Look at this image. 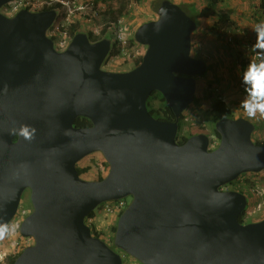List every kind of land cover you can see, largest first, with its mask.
<instances>
[{"label":"water","instance_id":"95a60500","mask_svg":"<svg viewBox=\"0 0 264 264\" xmlns=\"http://www.w3.org/2000/svg\"><path fill=\"white\" fill-rule=\"evenodd\" d=\"M11 0H0V8ZM157 18L140 24L141 62L124 71L102 64L111 39L75 34L58 52L47 30L55 9L0 11V229L14 219L23 193L33 205L20 234L32 237L14 264H264V218L242 223L246 194L221 186L264 170V145L246 117L216 122L219 145L196 133L179 143L181 114L195 100L208 64L192 53L197 21L162 0ZM163 94L175 120L148 107ZM87 117L88 127L75 120ZM27 126L31 139L21 134ZM17 137V138H16ZM100 151L110 165L84 179L77 163ZM132 197L117 221L114 247L93 233L87 216L100 204Z\"/></svg>","mask_w":264,"mask_h":264},{"label":"built area","instance_id":"2783aa9c","mask_svg":"<svg viewBox=\"0 0 264 264\" xmlns=\"http://www.w3.org/2000/svg\"><path fill=\"white\" fill-rule=\"evenodd\" d=\"M27 9L32 12L42 11L46 9H55L57 15L53 23L47 30V36L53 41V46L56 51L63 52L71 44L74 36L78 32H85L89 35L91 41H98L103 37L111 39V49L106 56L102 68L109 71H121L122 65L126 63L136 64L141 60L146 52L145 45L139 43L135 39V29L131 22V14L125 12L121 16H111L109 9L103 0H11L4 4L0 11L7 17L15 16L19 11ZM226 44H228L232 50H235L237 45L234 36L229 33L225 38ZM247 46L250 59L259 62L260 50L254 47V42L250 41ZM242 87L245 86L243 77L241 82ZM222 98V96H218ZM210 147L215 148L219 145L220 140L216 137L210 136ZM251 173L249 175H243L237 179L235 183L225 184L220 187L222 191L238 190L247 191L250 196L254 198V202H257L258 209L264 217V195L263 189L260 185L261 176L260 173ZM252 175V176H251ZM128 197L109 200L102 203L101 212L106 217H112L113 223H116L122 212L128 207ZM31 212L26 207H19L18 211L13 219L17 227H20L23 219ZM251 215L246 213V219ZM95 218V217H94ZM94 218L87 220L89 225H94L96 231L102 232L103 229L96 227ZM261 218V217H260ZM110 228V226H109ZM113 233H110V229L104 232V236L110 243L114 239ZM11 236V247L14 251L10 254L7 251L0 252V264H9V256L20 252L27 245L33 242L22 243L15 241ZM30 238V237H28ZM27 239V238H26ZM114 241V240H113ZM123 257V264H136L135 258L128 253L121 251ZM130 257V262L125 260Z\"/></svg>","mask_w":264,"mask_h":264},{"label":"rangeland","instance_id":"374dc122","mask_svg":"<svg viewBox=\"0 0 264 264\" xmlns=\"http://www.w3.org/2000/svg\"><path fill=\"white\" fill-rule=\"evenodd\" d=\"M161 0H129V4H128V8H127V12L131 14V22L133 25V30L142 24L141 22L143 20H151V19H155L157 18L158 14L156 12V9L158 7V4ZM197 6L199 8H201L200 6H202V2L203 6H208L209 4V0H197L196 1ZM205 23L209 24L212 22V20L210 18H203ZM198 23H199V28L197 30L200 29L201 25V20L197 19ZM146 22V21H145ZM232 32L234 31L232 27H229ZM196 30V31H197ZM228 30V31H229ZM196 35L194 36V33L192 34V39H193V43H194V38H198L201 40H197L195 41L196 44H198L199 42L202 43V51L205 50V45H204V41L202 39H204L202 36H198L197 32ZM199 41V42H198ZM222 47V46H221ZM229 52L230 54H234L233 57H235L239 52L238 51H234V50H230L226 48H223L220 50V54H225ZM195 53H197V51L195 50ZM228 59L231 60V62L229 64H231L232 66L231 68V77L234 78L236 80L240 79V77L243 75V72H241L240 69V61L237 59V56L235 58L232 57H227ZM134 65L132 63H126L124 65L121 66V68H124L123 70H128L131 69ZM228 71L229 69L225 70L224 73ZM234 75V76H233ZM218 76L214 75V72H212V69H210V65H208V70L204 75L198 76L197 77V93H196V98L195 100L190 104L189 108H187L184 112V126L181 130V135L183 136H189L192 133H197V132H203V133H211V126H209L208 123V119H207V112L208 109L211 107V103L213 101L214 97H218V95H221V91L219 89H217V86L214 84L215 82L220 84V82H218V80L216 79ZM215 81L213 83V81ZM221 85V84H220ZM238 86L240 88V90H242V85L240 84V80L238 81ZM231 88V87H230ZM230 104H232L230 102ZM236 116V115H235ZM182 139V138H181ZM255 140H259V141H264V138H259L258 136H256L254 138ZM107 160L104 157V155L100 152V151H96L93 152L89 155H87L86 157H84L82 160H80L78 162V166L82 167V166H87L90 164L95 165L94 168H92L91 170L87 171V172H82L81 176L84 179L87 180H95L97 178L98 172H103L105 173L107 170V166L106 163ZM108 163V162H107ZM251 174V173H250ZM249 175V174H247ZM252 176V175H251ZM261 176V181H260V185L262 187V193L264 195V172L260 173ZM245 193L247 194V196L249 197V205H247V212L248 214L251 215L250 218H247L245 220V222H253V221H257V220H261L260 217L261 216V212L258 209V204L257 202H254V198L252 196H250V193L245 191ZM132 201V197H128V202L130 204V202ZM19 207H26L28 209H30L32 211L33 209V205L32 202L30 200V191L26 190L23 193L22 196V200L20 203ZM101 207L102 204H100L94 211H95V224L96 227H100V229H103V234L104 232L109 231V225H113L114 221L112 217H106L104 216V214H102L101 212ZM31 213V212H30ZM264 216V215H263ZM114 219L118 221L119 218H116V216H114ZM9 227V228H8ZM5 231H4V236L3 238H0V252L1 251H7L8 254L12 253L14 251V249L11 247V243H12V239L11 236H13L12 238L15 241H20L22 243H28V242H33V238H23V236L20 234L19 228L17 227V225L15 224L14 221L11 222V224H9ZM111 227V226H110ZM114 242V241H113ZM111 245H113V243H111ZM125 262H130V257H128ZM136 264H141L140 261L135 259Z\"/></svg>","mask_w":264,"mask_h":264},{"label":"crops","instance_id":"0c3cea01","mask_svg":"<svg viewBox=\"0 0 264 264\" xmlns=\"http://www.w3.org/2000/svg\"><path fill=\"white\" fill-rule=\"evenodd\" d=\"M176 3L187 5V8H193L197 6V0H172ZM201 1V0H200ZM209 4H212V9H214L219 15L226 13L228 17L234 21V25L227 23L222 26H216V23L220 20V17L211 16L209 17L212 22L207 24L204 19H201V27L196 32L198 36H202L204 39L205 50L202 51V43L196 44L195 41L201 40L195 37L194 44L195 49L200 54V58H203L210 69L214 72V75H217L216 78L220 84L213 81L217 86V89L221 91L223 99L227 102L229 107L233 110L235 117H246L255 124V130L253 132V138L258 136L259 138H264V118H262L259 113H257L255 118H250L243 108L240 107L241 101H243L248 92L246 90H240L238 86V80L232 78L231 76V62L227 57L235 58L237 56L240 64H243L244 68L241 67V72H247L249 65L245 67L246 62L249 61V51L247 46L249 42L257 43V33L254 31V28L257 24L264 22V13L262 11L263 0H209ZM202 2L201 8L204 7ZM198 7V6H197ZM206 7V6H205ZM232 27L235 34V39L237 40V49L239 53L235 56L229 52L225 54H220V50L223 48L230 49V46L226 45L223 40V34L227 28ZM196 33H194V36ZM222 46V47H221ZM260 49V48H259ZM203 55V56H202ZM264 60V49H260V60L258 64ZM229 69V72L225 70ZM234 76V75H233ZM231 87V88H230ZM216 97L213 98L214 102ZM230 102L232 104H230ZM212 104V103H211Z\"/></svg>","mask_w":264,"mask_h":264},{"label":"trees","instance_id":"16d2710c","mask_svg":"<svg viewBox=\"0 0 264 264\" xmlns=\"http://www.w3.org/2000/svg\"><path fill=\"white\" fill-rule=\"evenodd\" d=\"M103 1L107 5V7L109 9V14H111V16H116V17L123 15L126 12V10L128 8V4H129V0H103ZM161 2H162V0L159 2L158 7L160 6ZM180 5L196 21H197V19L201 20L203 18H209L211 16H216L218 18L220 17V20L216 23V26H222V25H224V23L225 24L230 23V25H234L235 24L234 21H232L228 17V15L226 13H223L222 15H219V13H217L214 9H212V7H213L212 4H208V6H206V7L204 6L202 8L194 6L193 8H190V9L186 7L187 5H183V4H180ZM158 7L156 9V12L158 10ZM261 8H262V11L264 13V0H263ZM145 21H147V20L145 19L141 23H143ZM197 23H198V21H197ZM198 28H199V23H198ZM197 55L198 54H196V56ZM140 62H141V60H139L136 63V65H138ZM253 62L254 61L249 59L248 62L244 63L245 67L247 65H250ZM255 63L258 65L257 62H255ZM241 67L244 68L243 64H241ZM250 87L251 86L247 84L246 88L248 89ZM147 103H148L149 110L151 111V113L155 117L163 119V120H167V121L175 120V114H174L172 108L168 105L166 99L164 98V96H163V94L161 92L154 91L149 96ZM184 112L181 114L180 121H179V132H178V135H177V141L179 143L185 142L190 136L194 135V133H192V134H190L189 136H186V137L185 136L182 137V135H181V130H182L183 126H184V118H185ZM206 114H207L206 117L208 119L209 126H211V135L213 137H216L218 140H220L221 135L216 129V122L218 120L222 119V118H225V117H233V118H235L233 110L229 107V105L227 104V102L223 98L217 97L216 100L214 102H212V105L208 109V112ZM75 125L78 126V127H88V126L92 125V121L89 118H87V117L81 116V117H78L75 120ZM197 133H201V132H197ZM255 142L257 144H263L264 145V141L255 140ZM105 163H106V166H107V170H106L105 173L98 172V175H97V178H96L98 180H101V179L105 178V176L109 172L110 165L107 162H105ZM94 166L95 165L90 164V165H87V166L80 167V166H78V163H77V168H78V170L80 172V175H81L82 172H87V171L91 170L92 168H94ZM248 173L241 174L240 177L243 176V175H247ZM246 213L247 212L245 211L240 216V221L242 223H246L245 222ZM94 217H95V211H92L87 216L86 220H88L90 218H94ZM110 226H111L110 227V233L115 234L116 229H117V222L114 223L113 225L111 224ZM92 229H93L94 234L99 236V237H100V235L103 234L102 232H97L95 227H94V225H92ZM113 240H111V243H113ZM109 245L114 247V243H113V245H111V244H109ZM20 253H21V251L16 253V254H14V255H12L9 258V264H14L16 258L18 257V255Z\"/></svg>","mask_w":264,"mask_h":264},{"label":"clouds","instance_id":"9594fccd","mask_svg":"<svg viewBox=\"0 0 264 264\" xmlns=\"http://www.w3.org/2000/svg\"><path fill=\"white\" fill-rule=\"evenodd\" d=\"M127 12V10H126ZM137 29V28H136ZM230 28H227V30L224 32L223 34V40H224V43L226 44L225 42V38L226 36L229 35V33H231L233 36H234V39H235V34L234 32H232L231 30H229ZM229 30V31H228ZM136 31V30H135ZM254 31L257 33V43L256 45H254V47L256 48H260V49H264V22L260 23V24H257L254 28ZM105 38V37H103ZM101 38V39H103ZM100 40V39H99ZM192 42H193V39H192ZM235 42H236V45H237V40L235 39ZM194 44V43H193ZM228 45V44H226ZM229 46V45H228ZM146 47V46H145ZM147 48V47H146ZM237 49V47H236ZM235 49V50H236ZM259 49V50H260ZM230 50L231 47H230ZM234 50V51H235ZM250 57V56H249ZM250 59V58H249ZM142 60V59H141ZM251 60V59H250ZM253 61V60H252ZM134 65V64H133ZM241 65V64H240ZM136 64L133 66L135 67ZM132 67V68H133ZM121 71H124V70H121ZM242 77H243V80H244V83H245V86L242 87L241 89L242 90H246L248 92V95L247 97L241 101V104H240V107L244 109V111L247 113V115L250 117V118H255L257 113H259V115L264 118V60H262L258 65L255 63V61L253 63H251L248 67V70L247 72H243V75L240 77V84L242 82ZM247 84L250 85L251 87L250 88H246L247 87ZM197 93V92H196ZM219 96V95H218ZM217 98V97H216ZM223 98V97H222ZM189 108V107H188ZM237 118V117H235ZM35 133V129L32 130V133L30 134L28 132V128L27 126H21V134L24 135V137L26 139H31L32 136L34 135ZM208 134V133H207ZM211 136V133L208 134ZM252 138H253V134H252ZM221 139V138H220ZM253 140L255 141V139L253 138ZM216 148V147H215ZM210 149H214V148H211ZM261 172V171H260ZM248 173V172H247ZM250 173H257V172H249L248 174ZM244 174V173H243ZM240 177V176H239ZM238 177V178H239ZM237 178V179H238ZM236 180L230 182V183H235ZM229 184V183H228ZM238 191V190H236ZM244 194H246L245 192L243 191H240ZM247 196V194H246ZM248 198V205H249V197L247 196ZM247 212V208L245 210ZM264 217H261L260 219H263ZM13 221V220H12ZM259 221V220H257ZM87 222V220H86ZM248 223V222H247ZM11 224V223H10ZM21 225V224H20ZM9 226V225H8ZM7 226V227H8ZM91 226V225H90ZM110 226V225H109ZM92 227V226H91ZM9 228V227H8ZM19 231H20V227H19ZM98 232V231H97ZM94 233V232H93ZM4 236V232L2 229H0V238H3ZM23 238H28V237H23ZM32 238V237H30ZM33 243H34V239H33ZM32 243V244H33ZM109 244V243H108ZM31 245V244H30ZM29 246V245H27ZM26 246V247H27ZM25 249V248H23ZM23 249L21 250V252L23 251ZM12 256V255H11ZM9 256V258L11 257ZM137 260V259H136ZM8 262H9V259H8ZM141 263V262H140ZM142 264V263H141Z\"/></svg>","mask_w":264,"mask_h":264},{"label":"flooded vegetation","instance_id":"af4514ba","mask_svg":"<svg viewBox=\"0 0 264 264\" xmlns=\"http://www.w3.org/2000/svg\"><path fill=\"white\" fill-rule=\"evenodd\" d=\"M195 44H193V48H192V53H193V55H195L196 56V54H198V53H195ZM201 55L199 54V55H197L196 57H200ZM203 56V55H202ZM196 98V97H195ZM100 237L103 239V240H105V241H107L108 242V240L106 239V237L104 236V235H100ZM109 244H111V242L109 243Z\"/></svg>","mask_w":264,"mask_h":264}]
</instances>
